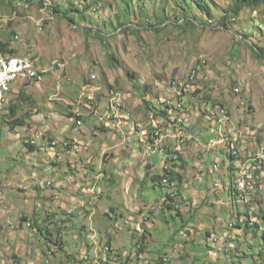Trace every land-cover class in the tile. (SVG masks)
<instances>
[{"label":"rangeland","instance_id":"1","mask_svg":"<svg viewBox=\"0 0 264 264\" xmlns=\"http://www.w3.org/2000/svg\"><path fill=\"white\" fill-rule=\"evenodd\" d=\"M92 1L0 0V41L9 42L16 54L23 52L47 71L41 83L25 87L29 100L15 102L13 117L8 108L0 116V264H72L71 257L78 263L86 255L90 261L84 264H136L140 236L124 221L142 215L150 221H143L148 241L141 259L165 256L171 264H264V234L254 235V226L246 235L227 225L237 218V210L239 220L245 218L243 212L264 220L259 211L264 212V199L255 203L264 197H258L264 192V158L257 157L264 153V59L248 46L264 47V6L243 11L235 25L223 30L216 26L220 12L215 9L226 8L230 0H209L214 12L211 24L181 34L167 26L155 31L145 24L156 22L154 14L162 16V6L170 12L171 1L129 0L132 11L137 3L145 7L143 17H130L139 23L138 34H133L117 30L116 18L123 10L120 0L92 6L86 21H81L74 9ZM51 6L70 12L74 22L51 14ZM240 32L251 37L239 40ZM108 55L115 61L113 66ZM198 59L206 62L196 88L203 90L199 96L207 94V98H194L189 93L192 85L180 102L181 86L172 80L184 85ZM56 62L63 67L55 68ZM126 73L134 74V79ZM89 84L98 85L103 93L119 94L117 119H109L106 94H95L97 108L86 101ZM144 87L149 93L143 97L161 112L159 116L166 115L168 121L182 115L181 133L194 136L193 141L177 145L170 136L153 155H145L141 141L145 137H139L138 129L150 130L159 116L148 118L141 98ZM222 108L225 128L215 123L216 111ZM77 113L81 119L69 117ZM20 118L25 124L11 125ZM36 131L53 138L57 151L48 145L30 151L26 140ZM254 134L261 143H256ZM234 138L239 143H232ZM64 141L69 148L62 147ZM233 147L244 158L243 185L239 163L228 158ZM164 148L175 151L177 158H168ZM147 160L154 165L150 177H146ZM174 161L182 169L181 184L151 181L152 176L162 178L164 168L171 169ZM213 164L218 165L216 172L221 169L225 174V183L219 181L216 190L218 174L210 172ZM214 191H224L233 209L218 201L226 198ZM68 202L71 213H66ZM7 206L13 211L9 217ZM134 210L139 211L131 214ZM20 211L26 221L21 216L12 219ZM33 221L43 228V235L27 226ZM14 222L21 226L12 234L9 227ZM225 233L229 237L223 238ZM213 234L218 238L215 242ZM109 237L113 253L109 262L106 258L101 263L97 258L105 256L101 252ZM56 241L62 250L55 251ZM47 248L55 252L48 259ZM116 252L120 260L113 259Z\"/></svg>","mask_w":264,"mask_h":264},{"label":"trees","instance_id":"2","mask_svg":"<svg viewBox=\"0 0 264 264\" xmlns=\"http://www.w3.org/2000/svg\"><path fill=\"white\" fill-rule=\"evenodd\" d=\"M28 1H30V0H28ZM104 1L105 0L92 1L89 4L82 6L81 10L79 8H75L74 9V13H76V14H78V16H80L81 21H86V13H87V11L90 10V8L92 6L97 5L99 3H103ZM165 1H167V0H164L163 4H165ZM168 1L172 2L171 7H170V9H171L170 12H167L165 7L162 6V8H161L162 9V16H157L156 14L153 15L154 18L156 17V22L155 23L151 24V23H148L147 21H145V24L149 25V27H151L155 31H159L158 28H164L165 26H167L170 29L171 28L172 29L173 28L177 29V30L180 31L181 34H183L187 30L195 29V28H198V27H200L202 25L205 26V25H207V23L209 25L214 20V12L212 11V6H211V3H209V0H168ZM120 2H121V5L123 6V10H121V12L118 13L117 18H116L117 25L119 27L117 30H123V32H126L127 30H131L133 34H135V32L138 34V31L136 29V27H137L136 25H139V23L134 21V20H135V17H143L144 16V11H145L144 5L142 3H137V10L132 11L133 8L129 7L130 6L129 0H120ZM40 3H41V0H40ZM8 5H10V3H8ZM262 6H264V0H230V2L228 3L226 8H220V7L216 6V7H218V9H215V11L216 12H220V15L217 18L216 26H220L221 29L227 30L228 26L235 25L236 20L239 19V16H240V14L243 11H247V10L255 11L258 8L262 7ZM50 8H51V11H52L51 14H53L55 16H61L64 19H68L71 23L74 22V20L69 17V13L70 12H67V10H62V9L60 10L58 7H50ZM130 17L133 18L134 20H131ZM203 19H205V21H203ZM73 25H78V24H73ZM141 25L145 26L144 24H141ZM160 26H162V27H160ZM130 27H133L134 30L129 29ZM242 37L245 38V39H249L251 36H248L244 32H240L239 33V40H241ZM248 46L250 47V50L254 53V55L256 57L264 59V47H259L256 44H250ZM14 53L15 52L13 50H8V47H7L6 43H3V42L0 41V56H3V57H5V56H8V57L9 56H14L15 55ZM114 62H115L114 59L111 56L108 55V63H109V65L113 66ZM205 62H206L205 60L198 59L197 62H196V65L193 67L192 70L196 72L195 73L196 76L193 77L194 81H191V83H190V84L193 85L194 88L192 89L191 92H189V93H191L194 96V98L195 97L196 98H201V100H203V99L206 100V98H207L206 95L207 94L204 95V96L202 95V97L199 96V94L203 90H201L200 88H196V86H198V83L201 82L200 79H202V78L200 76H202L201 74L204 71ZM126 74H127V76L130 79H134V74H132V73H126ZM185 79L187 81V78H185ZM185 79L181 80V81L184 82ZM172 82H176L178 84V82L175 81V80H172ZM86 83H88V80L85 82V84ZM99 84L102 86V83H99ZM89 85H92V84H89ZM134 85H135V83L133 84V86ZM92 87H99V86L98 85L97 86L92 85ZM107 87L110 90V86L107 85ZM185 87L188 88V86H186V83H185ZM142 90L143 91H142L141 98H143L142 101H143V104H144V110H146L148 112V118L149 117L155 118V117L159 116L160 115L159 113H161V112L154 111V107H153L154 104L149 102V101H147V100H145V98L143 97L144 95H147L149 93L148 88L144 87V88H142ZM102 91L103 90L101 89V93H98L96 96L104 95L106 93V92L103 93ZM96 93H94V100H89L88 96H87L86 101L90 102V103H94V107L97 108V106H96V97H95ZM181 99H182L181 95L177 96V100L178 101L181 102ZM19 100L25 101V100H22V99H19ZM107 105H108V100L106 102V109L108 108ZM207 105H209V104H207ZM184 110H185V107H184ZM107 111H108V109H107ZM15 113H16V108L15 107H10L8 115L10 117H13ZM162 116H165V115H162ZM69 117L70 118H74L75 117L77 119H81L79 116H76L74 114L70 115ZM117 118L118 117L113 118V120L117 119ZM23 121L24 120L20 118V119L14 120V122L12 124L11 123L10 124L14 125V126L15 125H23ZM152 125H153V123H152ZM152 125H151V127H152ZM149 133L150 132H148V134ZM254 135H255L254 139H255L256 143H261L262 141H260L259 138H256V134H254ZM44 138L46 140H49L48 143H50V141H52V139H53L51 137L46 138L45 136H44ZM30 139H31V137H29L26 140V146H29L30 151L38 150L37 146L30 145V143H29ZM166 153L168 155H170V154H175L176 152H173L171 150H167ZM229 155H230L229 156L230 160H236V156L231 155L230 153H229ZM177 166L178 165L174 164L173 167H177ZM229 170L231 171L232 168L230 167ZM164 173H165V175L162 178L159 177V176H152L151 177V181L153 183H158L159 185H163L162 180L166 179L167 182H168L167 184L169 186L173 182H176L177 179L182 182V176H181V174L178 171H175L172 168L171 169L164 168ZM146 177H149V173L147 174ZM169 199H167V200H169ZM167 200H165V201H167ZM166 204H167V202H166ZM166 204L164 203V206ZM167 208L168 209H173V207L170 204H167ZM242 214L244 215L245 218H240V220L238 218L236 220V222L239 225L236 224L235 227L238 228L239 231H241V232H243L244 234L247 235L249 230H250L249 229L250 226H249V222L247 220V217L245 216L244 213H242ZM242 220L245 221L244 224L241 222ZM24 221H26V220H24ZM27 226H30L34 230H37L41 235H43V231H44L43 228L40 226V224L38 225V223H36L35 221H33L31 224H29ZM253 231H254V235H256V233H257L256 230H253ZM46 233H47V236H49V231L48 230H46ZM146 235H147V231H146ZM207 235H208V237H210L209 233ZM46 240L49 243H52V240H51L50 237L49 238L46 237ZM144 240H146V236L142 237L141 247H140V251L141 252L143 250ZM54 244H55V248H56L55 251L62 250L61 246H60V242L56 241ZM105 247L109 249V251H107L108 253L111 252V247H108V246H105ZM105 247H104V249H105ZM104 249L102 250L101 253L106 256L107 252H105ZM46 252L47 253H45V256H46L47 259H48V257H50L52 255L54 256V253H55L54 250L51 251L49 248H47ZM109 254H107V262H109V256H108ZM72 260H74V263H73ZM117 260H120V258L117 259ZM88 261H90V260H88ZM88 261H86V257H85V258H83L81 261H79L77 263L75 261V259H73L71 257V260L69 262H71L72 264H84L85 262H88Z\"/></svg>","mask_w":264,"mask_h":264},{"label":"bare ground","instance_id":"3","mask_svg":"<svg viewBox=\"0 0 264 264\" xmlns=\"http://www.w3.org/2000/svg\"><path fill=\"white\" fill-rule=\"evenodd\" d=\"M51 7H53V6H51ZM52 16V15H51ZM55 16V15H54ZM0 60H5V61H12V62H14L15 64H27V62H35L34 60H32V59H30V58H21V57H17V56H5V57H3V56H0ZM58 65H61L60 64V62H56ZM61 67H63V65L61 66ZM61 67H59V68H61ZM195 71H193V70H191V72L189 73V75H188V78H187V81H186V86H188V88L192 85V84H190L191 83V81H194L193 79V77L194 76H196L195 75ZM183 87L180 89V91H181V94H183V96H184V93H186L187 91H188V88H186L185 87V84L184 85H182ZM236 92H238V89L237 90H235ZM101 93V88L100 87H92L91 89H90V93H89V95H88V99L89 100H94V93ZM239 93V92H238ZM106 94V95H105ZM104 95H105V97H109V98H107V100H108V105H107V109H108V114L109 113H111V116L110 117H113V118H116V114L118 113H116L115 112V110H118L119 111V109H120V107L119 106H117V105H119V103H121V101H120V99H119V95H116L117 93L114 91V90H111V91H109V92H106ZM182 96V95H181ZM186 96V95H185ZM171 102V101H170ZM178 102V101H177ZM183 103V102H182ZM122 104V103H121ZM181 104V103H180ZM179 105V104H178ZM181 106V105H180ZM180 106L178 107V108H180ZM168 107V106H167ZM176 108V107H175ZM182 108H183V106H182ZM177 109V108H176ZM225 110V109H224ZM223 110V108H222V110H218L220 113H221V115H223V117H225L224 116V114L226 115V113H225V111ZM179 111V110H178ZM185 113V112H184ZM167 114V113H166ZM216 114H217V111H216ZM215 114V115H216ZM215 115H213L212 116V118L211 119H213L214 118V116ZM0 116H1V114H0ZM109 117V116H108ZM163 118H166V115L165 116H159L156 120H154V122H153V125H152V127H151V129L149 130V131H147V133H146V137L144 138V139H142L141 141H142V143L144 144V153H145V155H147V149L145 148V146L146 145H148L149 143H153V145H152V152L153 153H155L156 152V150H157V146H158V144L159 143H161V142H164V141H168L169 139V137L171 136V138H172V140H174L175 141V143L178 145V144H186V143H190V141H193L194 140V136H191V135H189V134H184V133H181V129H180V126H181V121H180V119H178V118H172V117H170V118H168V121L167 120H165L164 122H163ZM184 120V119H183ZM174 124V125H173ZM173 127H174V130H173ZM182 127V126H181ZM186 131V130H185ZM148 132H150L149 134H148ZM187 132V131H186ZM190 133V132H189ZM37 135H38V141L39 142H44L45 144H44V146H46V145H48L49 147H51V148H53V149H55V146H56V144H55V142H54V140L52 139V141H50V143H48L49 142V140H46L45 138H44V136H42V133L40 134L39 132H37ZM238 135V134H237ZM237 137H239V136H237ZM240 138V137H239ZM220 139H223V135H221L220 134ZM44 140H46V141H44ZM144 140V141H143ZM242 140V139H241ZM61 141V140H60ZM66 141V140H65ZM65 141L64 142H61V144H62V147H64L65 149L66 148H69L68 147V145L65 143ZM231 141H232V143H239V141H238V138H234V140L233 139H231ZM29 143H30V145H33V144H31V140L29 141ZM215 143H218V142H214L213 143V145H215ZM238 145V144H237ZM29 147V146H28ZM253 148V147H252ZM261 148V147H260ZM263 148V147H262ZM70 150V149H69ZM73 150V149H72ZM237 149H235V147H233L232 148V150L229 152L231 155H234V156H236V153H238L237 151H236ZM242 151V150H241ZM251 151V150H250ZM244 152V151H243ZM247 154V153H246ZM256 154V153H255ZM61 156V155H60ZM257 156V155H256ZM250 157V156H249ZM252 157V156H251ZM228 158H229V156H228ZM61 159V158H60ZM244 159V158H243ZM250 159V158H249ZM260 159V158H259ZM257 160V159H256ZM248 162V161H247ZM257 162H259V161H257ZM244 163V162H243ZM254 163V162H253ZM263 163V162H262ZM256 165V164H255ZM256 168V167H255ZM255 168H254V170H255ZM211 170H218V165L217 164H213V166H212V168H211ZM247 171V170H246ZM262 171H260V173H261ZM258 173V172H257ZM256 174V173H255ZM262 174V173H261ZM263 175V174H262ZM258 177V176H257ZM260 177V176H259ZM257 178V179H260V178ZM250 180V179H249ZM254 180V179H253ZM252 180V181H253ZM256 180V179H255ZM216 182V181H215ZM247 183V182H246ZM251 183V182H250ZM249 183V185H251ZM219 184H220V182H218V183H215L214 184V187H215V190L216 189H218V187H219ZM254 184V183H253ZM245 185V184H244ZM248 185V186H249ZM256 186V185H255ZM250 188V187H249ZM250 193V192H249ZM247 198V197H246ZM238 199H239V196H238ZM244 199V198H243ZM242 199V200H243ZM249 201V200H248ZM250 206V205H249ZM248 208V207H247ZM246 208V209H247ZM255 208V207H254ZM259 208V207H258ZM258 210V209H257ZM256 210V211H257ZM239 212H240V210H239ZM244 214H245V216L247 217V220H248V222H249V226L251 227V226H254V220H253V218L251 217L252 215H253V213H250V212H248V213H246V212H243ZM255 215V214H254ZM259 215V214H258ZM258 215H255V217H256V219H257V217H258ZM240 216V215H239ZM239 218V217H238ZM230 225V224H229ZM229 228H233V224H231L230 226H229ZM145 234V230H144V228H142V236ZM213 241L215 242L216 241V238H213ZM135 247V246H134ZM140 245H139V249H140ZM107 251H109V249L108 248H106L105 247V252H107ZM108 253V252H107ZM101 262L102 263H106V256H103L102 258H101ZM158 264H169V262H159Z\"/></svg>","mask_w":264,"mask_h":264},{"label":"built area","instance_id":"4","mask_svg":"<svg viewBox=\"0 0 264 264\" xmlns=\"http://www.w3.org/2000/svg\"><path fill=\"white\" fill-rule=\"evenodd\" d=\"M55 68L61 67V65H58L57 63L54 64ZM47 73L46 70L40 68L39 66L36 65L35 62H27V64H15L12 61H5V60H0V114L4 112V107H5V94L9 91V88L11 85L15 84L18 80L21 78L27 80V81H33L34 83H41L44 79L45 74ZM178 85L183 87L182 84L178 83ZM119 95V94H116ZM182 99H184L185 96H181ZM109 97H106V99ZM105 99V100H106ZM121 106V103L119 105ZM166 113H168L166 111ZM109 119L113 120V117H110ZM179 119L181 120V126L183 124L182 120V115L180 114ZM166 120V118H163V122ZM222 118H221V113L217 110V117H215V123H218V125H222L225 128V124L221 123ZM81 121H77V124L80 125ZM139 131V137H146V133L148 130H143L138 129ZM217 137V136H216ZM234 140V139H233ZM221 140H219L220 143ZM31 144L37 147H43L44 142H39L38 141V135L37 131L34 134V136L31 137ZM152 145L153 143H149L148 145L145 146L147 149V154H152ZM55 149L57 151V146H55ZM211 150V149H210ZM263 160L264 158V153L261 154L260 156H257ZM236 160L239 163V178H240V183L243 185V182L245 181V170H243V159H242V153H236ZM211 173H216L215 170H210ZM163 184H167V180L164 179L162 180ZM259 212V211H258ZM254 220V227H260V231L264 232V221L259 220V219H253ZM143 221H146V218L143 217L137 222H130V221H125V225H129L130 227L133 228L135 233L139 236L142 237V223ZM139 245H137V250H139ZM111 253V252H109ZM106 253V258L107 254ZM142 255H138L137 257V262L136 264H158V263H152L150 260L144 258L141 259ZM87 260V258H86ZM160 262H169L170 264V259L167 257H163Z\"/></svg>","mask_w":264,"mask_h":264},{"label":"crops","instance_id":"5","mask_svg":"<svg viewBox=\"0 0 264 264\" xmlns=\"http://www.w3.org/2000/svg\"><path fill=\"white\" fill-rule=\"evenodd\" d=\"M3 43H6L7 44V47H9L8 48V50H13L15 53V55L14 56H17V57H21V58H27V55H21L23 52H20V53H18V54H16V51H17V49H16V47H13L12 45H9L8 43L9 42H3ZM28 58H30V59H32V60H34L35 61V63L37 64V61L35 60V59H33V58H31L30 56H28ZM40 68H42L41 66H39ZM32 83H34L33 81L31 82V81H27V80H25V79H23V78H21L20 80H18L15 84H13V85H11L10 86V88H9V91L5 94V100H6V103H5V107H4V110H6V108H8V110L10 109V107H15V108H17L16 107V105H15V102L16 101H19V99H22V100H29V96L28 97H25V93H24V89H25V87L26 86H29V84H32ZM34 84H36V83H34ZM27 93V92H26ZM21 101V100H20ZM6 112H8V111H6ZM31 112L32 111H30V113L29 114H31ZM4 113H2V115H3ZM9 114V113H8ZM29 114H27V115H29ZM35 116V115H34ZM33 116V117H34ZM32 116H30L29 118H33ZM37 118H38V116H36ZM23 124H25V121H23ZM166 149H168V148H166ZM164 150H165V148H164ZM181 150V149H180ZM104 153V152H103ZM133 153H135V151H134V149H133ZM112 155L109 153V157H111ZM169 158L171 157V158H173V159H176L177 158V156H174L173 154H170L169 156H168ZM149 159V158H148ZM148 162H146V163H149L148 165L149 166H147L146 167V169H147V171H148V173H149V177H150V175L152 174V172H153V167H154V165H153V162L152 161H150V160H147ZM174 164H176L177 165V162H173V166H174ZM144 167L145 166H142L141 168L143 169L142 171L144 172ZM172 169H174L175 171H178L179 172V170H180V167L179 166H177V167H172ZM67 179V178H66ZM141 179V178H140ZM143 179V178H142ZM142 179H141V181H142ZM177 185H179V184H181V181L180 180H178L177 179ZM219 181H216L215 183H218ZM20 193V192H19ZM21 194V193H20ZM221 194H224V195H226V193L223 191V192H221ZM262 194H264V192H262L259 196H261ZM258 196V197H259ZM260 198V199H259ZM258 199H259V203H262V201H263V199H264V197H259ZM220 200V199H219ZM226 204H227V209H232L229 205H230V203L227 201V200H223ZM68 204H69V208H67V210H66V213H71L73 210H72V206L70 205V203L68 202ZM68 211V212H67ZM139 210H134V211H131V214L132 213H134V212H138ZM21 212V211H20ZM20 212H17V214H14V216H11L12 217V219H16L15 221H17V217L18 216H21V218H23L24 220H26L25 219V217H26V215H24V212H21V213H23V214H21ZM10 213H13V211L9 208V206H7V208H6V210H5V215L7 216V217H9V215H10ZM131 219H132V216H131ZM148 221H150V219L148 220ZM8 224H11V223H8ZM8 226V225H7ZM21 226V224L20 223H17V222H14V226L12 225V226H10L9 227V231H10V229H11V232H13L12 234H15L14 232H15V229L16 228H19ZM13 227H15V228H13ZM22 227H24V224L22 225ZM12 230H14V231H12ZM6 231V230H5ZM223 233V232H222ZM11 236V235H10ZM213 236H214V234H213ZM226 237H229V236H227V234L225 233L224 234V236H223V238H226ZM109 239V241H108V245L112 248V246H111V240H110V237L108 238ZM148 241V234L146 235V240H144V245H143V250H142V252H143V254L147 251V246H146V242ZM113 253V252H112ZM160 257V256H159ZM158 257V258H159ZM120 258V255L116 252L114 255H113V259H115V260H117V259H119ZM97 259H99V261H101L100 259H101V256L99 255V258H97ZM109 260H110V258H109ZM16 262H18V261H16ZM15 262V263H16ZM12 264L14 263V261L13 262H11ZM10 264V263H9ZM17 264V263H16Z\"/></svg>","mask_w":264,"mask_h":264},{"label":"clouds","instance_id":"6","mask_svg":"<svg viewBox=\"0 0 264 264\" xmlns=\"http://www.w3.org/2000/svg\"><path fill=\"white\" fill-rule=\"evenodd\" d=\"M74 115H76V114H74ZM76 116H79V114L77 113V115ZM80 117V116H79ZM167 150H170V149H165V154L167 155V156H169L167 153H166V151ZM175 152V151H174ZM174 155V154H173ZM169 158V157H168ZM168 158H167V160H168ZM166 160V161H167ZM165 161V162H166ZM215 174H218V179L216 178V180L215 181H222L223 183H225L224 182V180H223V178H224V173L223 172H221V169H219V171L218 172H216ZM212 175H213V173H212ZM214 183V182H213ZM215 192V191H214ZM221 192L222 191H217V192H215V193H220L221 194ZM263 191L261 190L259 193H258V196H259V194H261ZM224 195V194H223ZM225 196V198H226V200L230 203V207L233 209V205H234V203L231 201V199L227 196V195H224ZM168 197L169 198H173V196H171V194L170 195H168ZM167 199V198H166ZM165 199V200H166ZM164 200V201H165ZM218 201H220V202H224L223 200H219V199H217ZM225 203V202H224ZM255 203H257V205H259L260 203H259V199H257V200H255ZM259 211H260V213H261V216L262 217H264V215L262 214V213H264L262 210H261V208H259ZM237 212H238V216H237V218L234 220V221H230L227 225H229V224H233V228H236L235 226H236V224L237 225H239L237 222H236V220L238 219V217H239V215H240V212H239V210H237ZM229 214H230V212H229ZM143 216V215H142ZM142 216H140L137 220H132V221H130V222H137V221H139L141 218H142ZM146 218V221H144L145 223L148 221L147 219V217H145ZM125 221H128V220H125ZM125 221H124V225H125ZM264 221V220H263ZM145 225V224H144ZM143 225V223H142V226H144ZM126 226H129V225H126ZM132 230H133V228L132 227H130ZM144 228V227H143ZM238 229V228H237ZM250 229V228H249ZM144 230H145V228H144ZM239 230V229H238ZM252 230H256V232H262V231H260L259 230V227L257 226V227H255V228H252ZM134 231V230H133ZM135 232V231H134ZM241 232V231H240ZM263 234H264V232H262ZM136 234V233H135ZM137 235V234H136ZM146 236V230H145V235L144 236H142V237H145ZM142 237L140 236V241L138 242V244H140V246H141V241H142ZM214 237L216 238V239H218L215 235H214ZM137 244V245H138ZM106 246H108V247H110L109 245H106ZM214 246H215V244H214ZM113 252V250H112V248H111V253ZM100 255V254H99ZM138 255H143V252H141L140 251V249L139 250H137V257H138ZM87 258V260L86 261H88L89 260V258H88V256L86 255V256H84V258ZM165 257V256H164ZM162 258L163 257H159L156 261H151L152 263H159L161 260H162ZM168 258V257H167ZM147 259V258H146ZM170 259V258H169ZM149 260V259H148ZM101 262V261H100ZM170 264H171V259H170Z\"/></svg>","mask_w":264,"mask_h":264}]
</instances>
